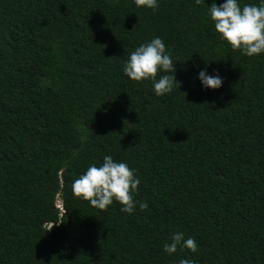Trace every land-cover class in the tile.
<instances>
[{"label": "trees", "instance_id": "obj_1", "mask_svg": "<svg viewBox=\"0 0 264 264\" xmlns=\"http://www.w3.org/2000/svg\"><path fill=\"white\" fill-rule=\"evenodd\" d=\"M212 2L0 0V264H264V54L221 40ZM154 36L178 82L160 97L122 72ZM103 155L136 170L147 210L73 195ZM174 231L197 251L164 253Z\"/></svg>", "mask_w": 264, "mask_h": 264}, {"label": "clouds", "instance_id": "obj_2", "mask_svg": "<svg viewBox=\"0 0 264 264\" xmlns=\"http://www.w3.org/2000/svg\"><path fill=\"white\" fill-rule=\"evenodd\" d=\"M159 0H133L137 8L156 10ZM196 4L200 0H195ZM207 16L212 21L215 31L221 40L225 41L233 50H239L242 55L252 57L264 54V0L258 4H242L241 0H223L217 5L213 0L207 9ZM176 63V62H175ZM174 58L171 49L166 50V45L159 36L140 43L127 54L122 64V72L129 79L135 81L151 80L152 91L160 97L173 91L175 83ZM162 73L157 78V73ZM204 89H219L223 79L218 73L209 74L207 67L197 72ZM186 142V141H185ZM84 138H81V144ZM79 150H73L72 159L77 158ZM63 171V169H61ZM136 170L130 168L127 162L116 160L112 155H103L102 162L97 165L91 163L80 173L71 184L74 196L83 199L90 206L104 210L113 202L121 205L119 211L133 214L138 208L147 210L149 204L146 200L135 199L141 179L135 175ZM59 201L61 203H59ZM62 208V201L58 199ZM197 251L196 240L186 237L182 231H174L169 241L163 244V252L172 255L177 249ZM177 264H196L192 259L181 258Z\"/></svg>", "mask_w": 264, "mask_h": 264}, {"label": "rangeland", "instance_id": "obj_3", "mask_svg": "<svg viewBox=\"0 0 264 264\" xmlns=\"http://www.w3.org/2000/svg\"><path fill=\"white\" fill-rule=\"evenodd\" d=\"M59 203H61V202L59 201Z\"/></svg>", "mask_w": 264, "mask_h": 264}]
</instances>
